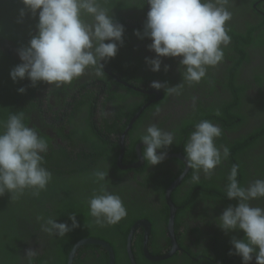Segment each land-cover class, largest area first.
<instances>
[{"label":"clouds","instance_id":"9594fccd","mask_svg":"<svg viewBox=\"0 0 264 264\" xmlns=\"http://www.w3.org/2000/svg\"><path fill=\"white\" fill-rule=\"evenodd\" d=\"M24 9L33 17L38 16L36 34L28 46L20 49L22 61L10 71V78L16 82L26 77L32 86L37 82L60 87L82 76L89 68L99 74L102 62L117 55L123 45L125 28L116 22L109 11L101 6L100 0H21ZM150 6L143 33L135 35L151 39L148 49L155 58L145 57L151 71L161 70L162 57H179L184 67L182 78L189 85L199 83L208 67H215L224 59V48L231 37L225 28L232 13L226 7L229 0H146ZM86 17L91 18L89 22ZM165 65L164 70L168 71ZM167 86L168 94H179L183 83L168 86L167 82L153 81L150 88L160 90ZM23 94L26 89L17 90ZM195 102V98H193ZM222 135V128L209 120L195 124L184 145L186 167L192 170L191 180L200 182L201 172L210 178L214 170L230 156L225 145L217 147L215 141ZM174 132L164 131L155 124L149 125L140 137L143 142L142 159L151 166L163 162L167 149L174 143ZM48 143L39 136L35 128L24 123V114L14 113L6 121H0V197L6 192L13 199L32 190L34 196L45 190L52 181V173L44 166V156ZM239 165L231 167L227 177L226 198L236 200L235 206H228L218 217L219 227L227 234L242 231V239L232 238L235 254L243 264H264V208L252 206V200L264 198V179H255L246 187L238 179ZM108 172L96 170V183L106 180ZM89 213L101 227L115 225L127 215L119 195L110 193L101 184L88 200ZM71 226L58 223L56 219L37 217L43 220L41 229L49 235L59 237L80 227L76 214L69 215ZM37 255L29 249L26 256L29 264Z\"/></svg>","mask_w":264,"mask_h":264},{"label":"flooded vegetation","instance_id":"af4514ba","mask_svg":"<svg viewBox=\"0 0 264 264\" xmlns=\"http://www.w3.org/2000/svg\"><path fill=\"white\" fill-rule=\"evenodd\" d=\"M132 1L133 0H127V3H130ZM144 2L145 14H143V10L141 7H138L136 9L125 8V13L123 12V10L119 12L128 16H140V19H137L135 17L126 19V21L130 23L128 25H124L126 28L136 29L143 33L144 29L142 28H144V24L147 18V12L150 8V6L146 3V0ZM0 3H3V1L0 0ZM226 7L232 13L231 20L226 22L225 25L227 33L231 37V42L226 48H224L223 61L215 67L207 68V73L208 71H212L211 73H214L217 79L214 81V83L211 84V86H213V88L221 94L220 99L222 100L230 98L232 96V92L230 91L231 88H229L232 84L231 81H234L236 83L245 82L247 85L250 86V88L247 87L244 91V94L246 96H254L256 99L252 105L253 107H249L248 109L241 111L242 113H248L246 114V116H249V118L245 119L244 126L239 127V130L233 131L227 135L229 139H234L240 136L241 134H245L246 131L252 132L254 129L259 127V123L264 120V111H261L256 116L252 114L254 109L260 106L259 100L264 96V0H229V3ZM105 8H107L109 12L111 10L113 11L111 7L109 8L108 6H106ZM112 16L115 17V15ZM127 33L131 35L130 46L137 47L141 51L134 52L132 53L133 55L129 54L130 59H128V62L124 57L122 59L119 58L118 60H116V64L119 65L121 69L122 67L125 68L126 66V69L130 73H132L133 76L137 79L146 80L145 77L147 76V74H152L153 78H147L146 83L132 82L131 84H128L125 80L121 79V75L119 73L114 72L111 69L108 70L103 66L102 69L103 72L106 74L105 76L101 74L100 71L99 74H97V71L95 69L89 68L82 76L74 79L71 84H64L60 87H56L55 85H47L45 83L40 88L39 94V103H42V109L44 110V119L41 118L37 112L31 111L33 123L37 127L45 130L50 136L53 137H57L58 135V133L54 130V125L62 131V134H70L72 132V136L76 137L78 143L75 145H69L67 142H65L66 139L62 140L60 138H57L59 146H57L56 149L58 153L60 151H62L63 153L73 151V158L75 159L77 157L78 161H80L82 159L86 160L89 158L87 154L85 155V152H88L90 150L92 151L93 155L96 157V160L94 162L92 161L91 164H87L85 166L82 162L81 166L78 165V167L79 169L84 168V170H79V172H75L76 178L79 182V186L81 184L86 186L83 191V196L90 195L91 189L93 191H95L94 189L99 190L101 184H103V186L107 190H112L114 194L120 195L122 200L124 199L125 201L128 200L132 194L136 195V198H134L135 200H133V202L137 201L138 204H141L142 202L144 203L146 198V203H149L151 205V210L149 209V211L147 212L148 216L158 218L156 225H154L159 232V236H156L155 238V243L157 244L161 252H163L161 255H168L164 259L158 261L166 260L164 264H227L229 262V259L224 258L225 255L223 252H221L224 246L223 233L225 235V232L223 231L220 237L218 238L219 232L222 231L221 228L218 227L214 231L209 228V220L214 221V216H216L218 221V217L222 214L224 210L222 209L219 214L214 213L213 208L216 207V205L212 204L211 200L208 198L207 195L203 193V191H205L206 187L209 185V183H211L210 192L215 195L216 189L214 188L213 183L218 182L217 177H219L220 174H224L227 176L229 175L231 168H226V165L229 162H227V160L223 161V163L214 170V174L210 177L212 178L210 181H202L201 179L206 177L201 172V181L199 182V184H195L191 180L192 170L186 167L185 154H182L180 152V150L183 149L181 145L179 146L178 151H166L168 156L163 162L155 166H151L148 161L144 159H142L139 166H132L140 162L139 153L142 157V151L144 147L142 141L134 143V153L136 154V160L126 162V159L124 158V149L127 148L130 143L129 140H127L126 138L127 132L131 128L132 124L136 122L140 114L147 110L149 107L150 108L142 118L144 124H141L137 131L144 133L149 125L155 124L162 130L171 132V127L175 128L177 126L184 125L183 123L188 118V112L191 114L189 120L194 118V114L191 109H194L195 107L199 106V104H197V101H208V98H212V96L207 92L206 87L204 89L203 84L200 85L202 80L199 83L192 85H189L187 82L183 81L182 74L184 72V67L180 66L179 57H162L161 70L159 72L151 71L150 66L145 62V57L155 58L156 56L153 51H150L148 49V45L152 42L151 39L147 37H145L144 39H140L134 34L135 32L128 31ZM13 54L18 56V53L16 51ZM165 65L169 66L168 71L164 70ZM95 74L99 75V77L101 78H95L92 83L90 82L89 84H86L83 87L82 85L85 83L84 80ZM258 80L261 81L259 85L257 83ZM153 81H159L161 83L167 82L168 86H175L179 83H183V88L180 90L179 94H168L166 90V97L164 99L163 91L167 89V86L165 89H152L149 87V85ZM120 85L134 90L135 92L139 93V95L132 93L128 94V92L125 89H122ZM77 86L79 87L75 88ZM55 89H60L61 92L55 93ZM108 89L115 91L116 97L112 100H107L105 102L107 94L109 95V93L106 92ZM90 92H94V99L97 100L96 104H98L94 109H92V120L94 121L95 126L101 131L102 128L108 125L113 126L112 118H114V112H121V114H124L125 112H135L129 119V123L123 130L122 134L118 136V138L112 139L110 141L111 143L117 144V146L119 147V149L117 150L118 154L115 158L114 165H112V154L110 153H107L102 157H97V152H95L96 149L93 146L96 143V139H94L92 137V133L87 130L88 128L86 124H82L81 121L83 119L82 117L88 115L89 111L86 104H83L84 106H80L82 95H85L86 93ZM122 95H124L126 99ZM193 98H195V102ZM111 102H114L117 106H119L117 107V110H114L113 106L111 105ZM132 104H141V106H139V108L134 111L131 110V108L133 107H131ZM57 111L58 113L56 115L59 117V120L54 122V113H56ZM109 118H111V121L109 120ZM123 119H125L124 116H122V120ZM107 120L108 122H106ZM116 120L119 121V119ZM50 124L54 125L50 127ZM194 128L195 127H191L192 131H194ZM85 129L87 130L86 134L83 133ZM190 134L188 135L187 140ZM79 136H81V138H79ZM187 140L184 141V143H186ZM251 140H254L253 144L255 146L250 148L248 151V155H250V157L247 160H245L244 158V163H241L242 167L244 168L242 174L246 176L244 179V183L246 184V186L255 179H264V130H262L261 133H254L253 138H251ZM174 142L178 141L174 139ZM90 143H92L91 146ZM70 144L73 143L70 142ZM216 145L217 147H219L220 145L226 146L227 143H216ZM82 149H85V152ZM168 149H175V147L169 146ZM157 151L162 152L163 150L158 149ZM93 155H91L90 158H92ZM126 158L129 159L130 156L128 155ZM56 159L60 161V165H62V170L66 169V167L68 166H75V164H68L66 157L64 155L63 157H61L60 153L56 156ZM238 159L239 157H237L236 160ZM180 162L183 165L180 164ZM96 170H103L105 172H108L105 181L100 183L94 182L95 177L93 176V173ZM182 174H184L182 180L187 175H189L185 187H189L190 190L185 188L181 189L178 192L179 197L182 196L180 194L185 192V194H188L189 196L198 199L200 195H195V193L198 191H202V195L207 198L199 199V204H197V206H190L186 211L183 212V214L181 215V221L179 225L176 226V231L175 216L179 207L174 204L171 195L173 193V190L176 187L180 186L182 180L171 191L170 200L172 204L176 207V210L174 211L173 222V237L175 243L174 247L172 245V241L167 235V225L170 209L166 202V192L167 189ZM257 175L258 177L256 178ZM57 176L59 179V182L57 184L59 185V187H61V189H64L67 181L66 172L63 171V177H59V173L57 174ZM169 177L175 178L164 189L163 196H161L159 194V191L160 189L164 188V185L167 181L166 179ZM109 182L111 186H109ZM68 186L71 190H75L76 188L75 184H70ZM46 189L52 191L49 189V184ZM78 189L79 187L76 190ZM59 193H61L60 190H57V196H54V198H52L53 202L58 203L60 201L61 196L59 195ZM39 195H43V193L41 192L39 193ZM13 200L15 199H13L10 195L9 201L5 200L1 203L7 204L5 208L6 211L12 212L11 204L13 203ZM44 201L48 205V207H50L52 201L48 200L47 198H44ZM257 201L262 205L264 203V198L252 200L250 203L252 204V206L260 207ZM235 203L237 204L238 202L235 200L231 204V206H235ZM164 204L168 209L167 221L165 223L162 222L163 220L161 221V219H159L160 216L158 214L159 210ZM211 205L213 208H209ZM203 207L207 210V212H204ZM0 217L7 222V219L10 220L11 215H7L5 211L1 210ZM140 220H146L150 225V233L148 235L147 240V251L148 254L152 255L149 247V236L151 234L152 224L146 218H139L135 222H138ZM216 225L217 222L212 227H215ZM135 231L136 233H141L142 235V253L143 257L147 259L143 250L145 228L143 226H140ZM204 233H207L208 235L206 240L201 237ZM232 233H234L231 234L232 238L235 237L237 239H242L244 237V233L242 231H233ZM107 234L110 233L107 232ZM160 234H162L163 236H160ZM115 238L117 237L113 236V239ZM178 241L182 244V246L181 244H179ZM107 244L109 245V243ZM95 246H98L101 249L105 250L109 264V256L107 250L100 245ZM35 248L38 247L26 246L24 249H22V258H20L18 264H27L25 259L26 252L29 249L35 250ZM78 250L74 254V257L77 256ZM69 253L67 254V260ZM88 255L86 253L82 254L81 259H85ZM219 255H222V257L220 259H217ZM99 257L100 253H94L93 264H99L97 260ZM51 262L52 261L50 258L48 263ZM10 264L14 263L11 262ZM237 264H243L242 259L239 260ZM250 264H255V260H252Z\"/></svg>","mask_w":264,"mask_h":264},{"label":"trees","instance_id":"16d2710c","mask_svg":"<svg viewBox=\"0 0 264 264\" xmlns=\"http://www.w3.org/2000/svg\"><path fill=\"white\" fill-rule=\"evenodd\" d=\"M2 1L3 3H0V121H6L10 114L20 112L24 114V123L29 127L35 128L39 136L45 139L48 143V151L42 155L44 156L45 161L44 166L52 173L53 178L52 181L49 183V189L52 191L45 189L41 191L43 195L39 196H34L32 194V190H27V192L25 191L23 195L13 200V203L11 204L12 212L5 210L7 204H1L5 200L9 201L10 194L6 192L2 197H0V211L3 210L6 212L7 215H11L10 220L7 219V222L0 217V264H10L11 262L14 264H18V261L20 260V258H22V249H24L26 246L38 247L35 248L37 255L32 258V264H66L67 254L69 253L71 247L77 241L83 238H95L106 241L107 243H109V245L114 251L115 264H129L125 249L126 236L132 224L139 218H146L149 220V222H151L152 228L151 234L149 236L150 252L152 255H161L163 252H161V250L155 243L156 236H159V232L154 226L156 225L158 218L148 216L147 212L149 211V209L151 210V205L149 203H146V198L144 203L142 202L141 204H138L137 201L133 202V200H135L134 198H136L135 194H132L130 198L126 201L123 199L122 201L126 208L127 215L115 225H105L101 227L97 225L95 223L94 218L91 217L89 213L88 200L93 195V193L97 192L98 190L92 187L95 191L91 189L90 195L83 196V191L86 186L82 184L79 186V182L76 178L75 172H79V170H84V168L79 169L78 167V165L81 166L82 162L84 166L87 164H91L92 161L94 162L96 160V157L93 155L91 150L85 152V149H82L85 152V155L87 154L89 158L86 160L82 159L78 161L77 157L75 159L73 158V151L64 153L60 151L59 153L61 154V157H63L64 155L66 157V160L68 161V164H75V166H64L66 167V169L62 170V165H60V161L56 159V156L59 154L56 149V147L59 146L57 138H60L62 140L66 139L65 142H67L69 145H75L78 143L76 137L72 136V132L70 134H62V131L54 124V130L58 133V135L57 137H53L50 136L45 130L37 127L33 123L31 111L37 112L38 115L44 119V110L42 109V103H39L40 88L45 84L44 82H37L35 86H32L31 81L27 77L23 80H17L16 82H14L10 78V71L14 67L22 63L19 56L20 49L28 46L30 39L36 34V24L38 22V16L33 17L32 14L25 9V15L21 17L20 10L24 9V5L22 4L21 0ZM144 1L145 0H133L130 3H127V0H100L102 7L105 8L106 6H108L109 8L111 7V9H113V11L111 10L109 14L115 15L113 19L116 22L122 24L123 26L130 24L126 21V19L133 17L140 19V16H128L119 12L121 10H123L124 12L125 8L136 9L138 7H141L143 10V14H145ZM86 19L91 22L90 17H86ZM124 28L125 32L123 34V45L119 47L115 59L111 58L107 62H102L103 66L108 70L111 69L114 72L119 73L121 75V79L125 80L128 84H131L132 82L146 83L147 78H153L152 74H147V76L145 77L146 80H140L134 77L133 74L126 69V66L125 68L122 67V70L121 67L116 64V60H118L119 58L122 59L124 57L128 62V59H130L129 54L133 55L132 53L141 51L137 47L130 46L131 35L127 33L128 31L135 32L136 29H129L125 26ZM15 51L18 53V56L13 54L15 53ZM100 72L104 76L106 75L103 72L102 68H100ZM211 72L212 71H208V73H206V76L202 79L200 85L203 84L204 89L205 87L207 88V92L212 96V98H208V101H197V104H199V106L195 107L194 109H191L194 114V118L189 120L191 114L188 112V118L183 123L184 125L177 126L175 128L171 127V132H174L175 134L174 139L178 141L174 142L171 145V147H175V149L167 148L159 150H163L165 152L173 150L175 152L179 150V146L181 145L183 149L180 150V152L186 155V153L184 152V141L187 140L188 135L192 131L191 127H195V124L199 123L201 120H209L213 124H217L222 128V135L217 138L215 142L227 143L226 146L230 149V156L227 159V162L229 163L226 165V168H231L234 164L239 165L240 169L238 170L237 179L241 186H246V184L244 183V179L246 176L242 174L244 168L242 167L241 163L243 162L244 158L245 160H247L250 157V155H248V151L250 148L255 146L253 144L254 140H251V138H253L254 133H261L262 130H264V120H262L261 123H259V127L254 129L252 132L246 131L245 134H241L240 136L234 139H229L227 135L233 131L239 130V127H243L245 124V119L249 118V116H246V114L248 113H242L241 111L246 110L249 107H253L252 105L256 99L254 96H246L244 94L246 88H250V86L247 85L245 82L236 83L234 81H231L232 84L229 88H231L230 91L232 92V96L230 98L221 100V94L217 92L216 89L213 88V86H211V84L214 83L215 80H217L215 74H212ZM98 77L99 75L97 74L88 77L86 80H84L85 83L82 86L84 87L86 84H89L90 82L92 83L95 78ZM260 82L261 81L258 80V85ZM21 87H24L26 89L23 94L17 91ZM78 87L79 86L75 88ZM121 87L122 89H125L128 94L132 93L139 95V93L135 92L130 88L124 86ZM56 92H61V90L55 89V93ZM106 92L109 93V95L107 94L105 102L107 100H112L116 97L115 91L108 89ZM122 96L126 99L124 95ZM163 97L165 99L166 89L163 91ZM263 97L259 100L260 106L256 107L252 113L255 116L261 111H264ZM96 103L97 100L94 99V92L82 95L80 106H84L83 104H86L89 111L88 115H85V117L83 116V119L81 121L82 124H86L88 128L87 130H89V132L92 133V137L96 139V143L93 146L96 149L95 152H97V157H102L103 155L110 153L112 154V165H114L115 158L118 154L117 150L119 149V147L117 146V144L111 143L110 141L112 139L118 138V136L122 134L123 130L129 123V119L135 112H125L124 114H121V112H114V118H112L113 126L108 125L102 128L101 131L95 126L94 121L92 120V109H94L98 105ZM111 105L113 106L114 110H117V107H119L114 102H111ZM139 106H141V104H132L131 110L136 111ZM148 109L140 114L136 122L132 124L131 128L127 132L126 138L127 140H129L130 143L128 147L124 149V158L126 159V162L136 160V154L134 153V143L141 141L140 137L145 133L138 132L137 129L141 126V124H144L142 118L144 114L148 111ZM57 113L58 111L54 113V122L59 120V117L56 115ZM122 116H124L125 119L122 120ZM116 119H119V121ZM109 120L111 121V118H109ZM106 122H108V120ZM53 125L50 124V127ZM95 128L97 131L95 130ZM87 130L85 129L83 133L86 134ZM79 138H81V136H79ZM70 142L73 144H70ZM91 145L92 143H90V146ZM91 155H93L92 158H90ZM128 155L130 156L129 159L126 158ZM237 157H239L238 160H236ZM180 164L182 163L180 162ZM63 171L66 172L67 181L65 184V188L61 189V187H59V185L57 184L59 182L57 174L59 173V177H63ZM227 177L228 176L224 174H220V176L217 177L218 182L213 183V186L216 189L215 195L210 192L211 183H209L205 191H203V193L207 195L208 198L211 200L212 204L216 205V207L214 208L212 207V205L209 207L213 208L214 213L216 214H219L222 209L225 210L229 205H231L235 201L226 198V185L228 183ZM257 177L258 175L256 176V178ZM174 178L175 177H169L166 179L167 181L164 185V188L160 189L159 191V194L161 196H163L164 189L168 186V184H170V182H172ZM188 178L189 175H187L182 180L180 186L176 187L171 195L174 204L179 207L175 216L176 231V226L179 225L183 212L186 211L190 206H197V204H199V199L207 198L202 195V191H198L195 193V195H200L198 199L189 196L188 194H185V192L180 194L182 196H178V192L181 189L185 188L190 190L189 187H185ZM211 179L212 178L206 177L201 180L210 181ZM70 184H75V190H71L69 188L68 185ZM109 186H111L110 182ZM78 187L79 189L76 190ZM57 190H60L61 192L59 193L61 198L58 203L52 201V198H54V196H57ZM108 191L114 194L112 190ZM44 198H47L48 200L52 201L50 207H48V205L45 203ZM258 205L264 208V203L261 205L258 202ZM204 212H207L205 208ZM71 214L77 215V220L80 224V227L73 229L64 237L49 235L45 233L41 229V224L44 221L37 220L38 216L44 217L45 220L48 218H53L56 219V222L58 223H67L69 226H71V220L69 219V215ZM158 214L160 216L159 219H161V221L163 220L162 222L165 223L167 221L168 215V209L165 204L162 205V208L159 210ZM216 222L217 225L215 227H212ZM218 225L219 220L217 221L216 216H214V221L209 220V228L211 230H216L219 227ZM107 232H109L110 234H107ZM222 232L223 230L219 232L218 238L220 237ZM231 234L234 233L229 232L228 234L225 233V235L223 233L224 246L221 252L224 253V258L229 259V262L227 264H237L238 261L242 258L235 254H229L230 251L234 252L233 246L231 244ZM113 236L117 238L113 239ZM160 236L163 235L160 234ZM207 236V233H204L201 237L206 240ZM141 239V233L135 232L133 237L132 251L136 263L164 264L166 260L151 262L143 257ZM179 244L181 243L179 242ZM84 253L90 255L86 256L85 259H81V255ZM94 253H100V257L97 259L99 264H108V258L105 250L95 245H85L81 247L78 250L77 256L74 257L73 264H93ZM54 257H57L58 259ZM221 257L222 255H219L217 259H220ZM50 258L52 262L48 263ZM25 259L27 264H29V258L26 255ZM253 260H255L254 257Z\"/></svg>","mask_w":264,"mask_h":264},{"label":"water","instance_id":"95a60500","mask_svg":"<svg viewBox=\"0 0 264 264\" xmlns=\"http://www.w3.org/2000/svg\"><path fill=\"white\" fill-rule=\"evenodd\" d=\"M130 125V124H129ZM157 153L159 154L160 152L157 151ZM168 156V155H167ZM166 156V157H167ZM139 163H136L135 165H132L133 167L135 166H139L141 161H142V157L139 153ZM185 161V160H184ZM184 177V174H182L168 189L166 192V202L169 206V218H168V225H167V235L169 236L170 240L172 241V245L175 247V243H174V235H173V222H174V211L176 210V207L172 204L171 200H170V193L171 191L181 182L182 178ZM143 226L145 228L144 231V240H143V250L145 252V255L147 257L148 260L154 262V261H158L161 259H164L165 257H167L168 255H150L148 254L147 251V240H148V235H149V231H150V225L148 223V221L146 220H140L138 222H135L133 224V226L130 228L129 233L127 235V239H126V255L128 258V261L130 264H136L134 255H133V251H132V246H133V236H134V232H136L135 230L140 227ZM88 244H92V245H100L102 247H104L107 252H108V256H109V264H114L115 263V259H114V253L111 249V247L104 241L101 240H97L94 238H84L79 240L78 242H76L73 247L70 250V253L68 255V260H67V264H72L73 262V257L74 254L77 252V250L83 246V245H88Z\"/></svg>","mask_w":264,"mask_h":264},{"label":"rangeland","instance_id":"374dc122","mask_svg":"<svg viewBox=\"0 0 264 264\" xmlns=\"http://www.w3.org/2000/svg\"><path fill=\"white\" fill-rule=\"evenodd\" d=\"M49 116V115H48Z\"/></svg>","mask_w":264,"mask_h":264}]
</instances>
